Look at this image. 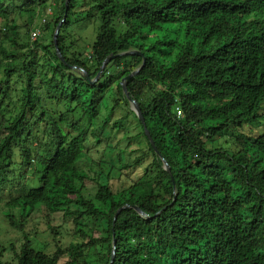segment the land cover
<instances>
[{"label": "trees", "instance_id": "obj_1", "mask_svg": "<svg viewBox=\"0 0 264 264\" xmlns=\"http://www.w3.org/2000/svg\"><path fill=\"white\" fill-rule=\"evenodd\" d=\"M48 1L0 0V193L21 234L0 264H110L113 253V264H264V0H55L31 28L27 14ZM96 20L81 49L70 31ZM131 51L141 55H121ZM144 59L127 88L160 156L122 86ZM127 204L146 216L129 208L114 223ZM41 205L82 240L62 247L48 223L56 251L39 249L25 230Z\"/></svg>", "mask_w": 264, "mask_h": 264}, {"label": "rangeland", "instance_id": "obj_2", "mask_svg": "<svg viewBox=\"0 0 264 264\" xmlns=\"http://www.w3.org/2000/svg\"><path fill=\"white\" fill-rule=\"evenodd\" d=\"M56 2L55 0H49L46 3V8L43 9L41 7H35L32 8L33 11L27 14V22L28 25L33 28L40 26L42 24V20L45 18H48L50 15L54 13V10L56 8ZM47 20V19H46ZM97 20L96 21H82L78 22L76 25H74V31L73 29L70 31L71 35L77 39V45L78 47H81V49H89V47L93 44L95 39L97 38L98 33V27H97ZM26 30H24L25 32ZM28 38V37H27ZM132 109V105H131ZM135 113V112H134ZM116 117H120L118 114ZM264 124V123H263ZM264 126V125H263ZM125 128L129 130L130 136H135L141 132V129L138 126V123L136 119L131 116L130 119L125 123ZM254 131H260L258 128H254ZM128 143V142H127ZM129 151L126 153V160L127 162H134L135 157L140 155L135 154V152H140L139 150L144 149L147 147V143L143 138H140L127 146H131ZM126 146V142L124 144H121L120 147L124 148ZM133 150L134 152L130 153V151ZM117 152H108L104 155L103 160L108 162V159L115 160ZM98 157V155H97ZM94 161V159H93ZM95 162V161H94ZM87 164V163H84ZM83 164V167L85 166ZM88 165H86L87 167ZM108 166L104 165L103 169H106ZM100 167H97L98 170ZM107 170H104L106 172ZM143 169H136L132 172L131 176H134L135 179L142 174ZM119 179V178H118ZM118 179H114L112 181V184L115 186V188L121 189L123 187V181L120 180L117 182ZM105 178L98 179L99 182H104ZM87 191L91 194H94L97 190V185L89 181L87 183ZM13 196H17L16 193H12ZM0 247L2 246H8L10 242H17L21 238V234L15 231L7 221L5 217L4 211L6 210V202L11 198V194L9 191H5L4 193H0ZM47 212L44 209L43 205L37 206L34 210V213L30 219V222L28 223L25 232L29 235V237L34 241V244L39 248L43 249L47 253H54L56 251V244L54 241V235L52 232L48 229V223L51 225L57 227V240H59V245L62 247H67L72 242H80L82 240V237L75 235V227L74 224L71 222L70 225H68V229H72V231H67L65 229V226H63V220L61 214H52L49 217L46 216ZM92 225V223H90ZM62 226V227H61ZM95 227L90 226V230H86L88 233H93ZM97 234V233H95ZM17 247L19 246L18 243Z\"/></svg>", "mask_w": 264, "mask_h": 264}, {"label": "water", "instance_id": "obj_3", "mask_svg": "<svg viewBox=\"0 0 264 264\" xmlns=\"http://www.w3.org/2000/svg\"><path fill=\"white\" fill-rule=\"evenodd\" d=\"M68 6H69V0L66 1V7L68 8ZM65 17H67V11H66ZM62 23H63V22H61V23L59 24V26L57 27V29H56V31H55V34H54V42H55V46H56V49H57V54L60 56L61 59H63V57H62V54H61V52H60V50H59V46H58V36H59L60 30H61V27H62ZM126 54H128V55H134V54L141 55V53L138 52V51H131V52H127V53H124V54H121V55H126ZM116 57H117V55H116V56H110V57H108V58L105 60L103 66H102V70L105 69V67L107 66V64H108L113 58H116ZM145 64H146V59L143 60V65H142L141 68H139L138 70H136L135 72H133L132 74H130L129 76H127L126 78H124V80H123V82H122V86H123V90H124V92H125V94H126L128 100H129V102H130L131 105H132V110L135 112V114L137 115L139 121L141 122V124H142L143 127H144V132H145L147 138L149 139V141H150L152 147L154 148L155 152H156L158 155H160V153H159V151H158V149H157V147H156V145H155V143H154V141H153V139H152V136H151V134H150V131H149L148 128H147L146 121H145V118H144V115H143V111H142V109H141L139 103H138L137 101H135V100L132 99V97L130 96V94H129V92H128V88H127V81H128L129 79H131L132 77L136 76V75L140 72V70L145 66ZM79 70H80V72H81L84 76H86V77L89 79V75H88V73H87L85 70H83V69H79ZM99 77H100V74L97 76V78H96L93 82L97 81ZM162 161H163V163H164L165 169L167 170V172L170 173V172H171V168H170L168 162H167L165 159H163V158H162ZM129 208H133V209L136 210L139 214H141L142 216H145L144 212H143L138 206H131V205L127 204V205L123 206L122 208H120V209L118 210V212L116 213L115 218H114V223H116V221H117L119 215L121 214V212H122L123 210H125V209H129ZM115 247H116V241H114V249H115ZM114 260H115V254L113 253L112 261H111L110 264H112V263L114 262Z\"/></svg>", "mask_w": 264, "mask_h": 264}, {"label": "built area", "instance_id": "obj_4", "mask_svg": "<svg viewBox=\"0 0 264 264\" xmlns=\"http://www.w3.org/2000/svg\"><path fill=\"white\" fill-rule=\"evenodd\" d=\"M45 22H46V19L44 18V19L42 20V23H45ZM38 35H39V32H38V31L32 33V37H33V38H36ZM176 110H178V114L181 115V110H182V109L179 108V107H177Z\"/></svg>", "mask_w": 264, "mask_h": 264}, {"label": "bare ground", "instance_id": "obj_5", "mask_svg": "<svg viewBox=\"0 0 264 264\" xmlns=\"http://www.w3.org/2000/svg\"><path fill=\"white\" fill-rule=\"evenodd\" d=\"M45 23H46V22H45ZM176 114H177L178 117H181L182 114H183V113H182V110H181V115L178 114V110H176ZM156 154H157V153H156ZM157 155H158V154H157ZM158 156H160V155H158ZM160 158L162 159V157H160ZM163 159H164V158H163ZM163 164H164V163H163ZM169 166H170V165H169ZM164 168H165V166H164ZM165 170H166V169H165ZM144 214H145V213H144ZM140 215H141V214H140ZM141 216H142V215H141ZM145 216H146V214H145ZM145 216H144V217H145ZM114 254H115V253H114ZM112 264H113V263H112Z\"/></svg>", "mask_w": 264, "mask_h": 264}]
</instances>
